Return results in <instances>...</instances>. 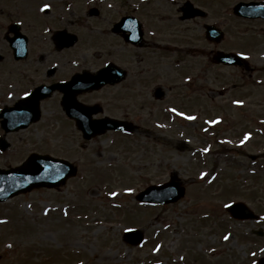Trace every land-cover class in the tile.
I'll use <instances>...</instances> for the list:
<instances>
[{
  "label": "rangeland",
  "instance_id": "374dc122",
  "mask_svg": "<svg viewBox=\"0 0 264 264\" xmlns=\"http://www.w3.org/2000/svg\"><path fill=\"white\" fill-rule=\"evenodd\" d=\"M194 1L209 15L192 25V50L182 52V63L191 59L195 95L212 105L210 118L200 117L191 132L174 120L160 136H102L83 148L80 136L48 127L54 122L48 101L28 128H0L9 144L0 149V168L19 165L33 152L78 167L58 188L0 202V264H256L264 256V235L245 238L244 226L224 209L242 201L264 217V20L233 13L237 2L248 0ZM98 3L104 13L109 2ZM153 3L168 11L171 0ZM203 21L220 27L224 39L208 44ZM213 46L243 53L253 70L213 64L206 55ZM82 47L79 42L74 49ZM4 86L0 76V107ZM251 155L258 160L252 166ZM243 162L257 173L245 175ZM172 171L187 184L183 198L155 206L135 201V193ZM127 228L141 229L143 243L124 241Z\"/></svg>",
  "mask_w": 264,
  "mask_h": 264
},
{
  "label": "flooded vegetation",
  "instance_id": "af4514ba",
  "mask_svg": "<svg viewBox=\"0 0 264 264\" xmlns=\"http://www.w3.org/2000/svg\"><path fill=\"white\" fill-rule=\"evenodd\" d=\"M98 1L103 0H0V76L6 90L0 112L18 104L25 116L37 110L41 118L45 103L53 101L48 127L80 136L83 148L102 136L162 135L174 120L191 132L200 117L210 118L212 105L195 95L191 59L182 63V52L192 50V25L208 17V9L194 0H171L168 11L153 0H106L103 13ZM186 1L204 14L183 19ZM201 24L204 30L208 22ZM73 36L75 42L66 46ZM203 39L215 44L204 33ZM79 42L83 47L74 49ZM216 50L225 49L213 46L206 55L211 59ZM104 66L111 67V79L98 85ZM104 118L118 128L98 133ZM85 133L91 138L84 140ZM250 158V165L258 162L256 155ZM246 162L244 174L255 175ZM254 213L239 221L245 238L262 237L263 213Z\"/></svg>",
  "mask_w": 264,
  "mask_h": 264
},
{
  "label": "water",
  "instance_id": "95a60500",
  "mask_svg": "<svg viewBox=\"0 0 264 264\" xmlns=\"http://www.w3.org/2000/svg\"><path fill=\"white\" fill-rule=\"evenodd\" d=\"M234 13L244 17H261L264 18V1L261 2H239L234 8ZM183 17H190L194 14L202 13L200 10L193 8L187 3L183 10ZM137 29V22H134ZM206 37L216 42L220 41L223 34L222 31L212 25H206ZM137 40V37H133ZM132 39V38H131ZM75 41L74 37H70L65 45H71ZM213 60L225 64H237L247 68L245 59L239 54L233 52L218 51L214 54ZM111 79V68L104 67L98 71V85ZM18 104L5 108L0 115V125L5 132L25 128L30 122L38 118L37 110L31 115L22 113L18 108ZM112 122L100 119L98 122V132L111 127ZM81 128H85L83 125ZM86 130L84 129V132ZM84 138H90V134L85 133ZM6 142L1 138L0 147L5 148ZM76 167L61 158H55L48 154H30L20 165L6 169L0 168V201L13 197L19 193L30 191L33 188L40 187H57L64 184L67 178L75 175ZM176 175H172L168 182L159 185H150L140 191L136 198L140 201L149 203H169L179 199L184 194V187L175 181ZM231 216L234 218L252 217L251 211L241 202L229 203L225 206ZM124 239L132 244L142 241V232L138 229H129L124 232ZM260 264H264V258L260 260Z\"/></svg>",
  "mask_w": 264,
  "mask_h": 264
},
{
  "label": "snow or ice",
  "instance_id": "6c2138e0",
  "mask_svg": "<svg viewBox=\"0 0 264 264\" xmlns=\"http://www.w3.org/2000/svg\"><path fill=\"white\" fill-rule=\"evenodd\" d=\"M45 7H47V5H45ZM173 111H176L175 109H173ZM181 115H183V113H181ZM189 119H192V117H189ZM247 138V137H246ZM203 175V174H202ZM225 239H227V237H225Z\"/></svg>",
  "mask_w": 264,
  "mask_h": 264
}]
</instances>
